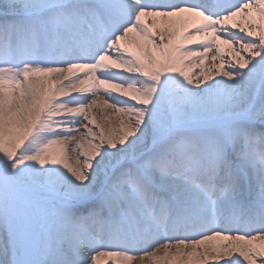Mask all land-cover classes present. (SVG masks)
Here are the masks:
<instances>
[{"label":"snow or ice","instance_id":"1","mask_svg":"<svg viewBox=\"0 0 264 264\" xmlns=\"http://www.w3.org/2000/svg\"><path fill=\"white\" fill-rule=\"evenodd\" d=\"M0 264H264V0H0Z\"/></svg>","mask_w":264,"mask_h":264},{"label":"bare ground","instance_id":"2","mask_svg":"<svg viewBox=\"0 0 264 264\" xmlns=\"http://www.w3.org/2000/svg\"><path fill=\"white\" fill-rule=\"evenodd\" d=\"M96 115H97V119L98 121H103V116H104V112L102 110H96Z\"/></svg>","mask_w":264,"mask_h":264}]
</instances>
